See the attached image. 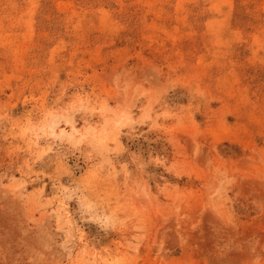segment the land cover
Instances as JSON below:
<instances>
[{
  "label": "rangeland",
  "instance_id": "obj_1",
  "mask_svg": "<svg viewBox=\"0 0 264 264\" xmlns=\"http://www.w3.org/2000/svg\"><path fill=\"white\" fill-rule=\"evenodd\" d=\"M0 264H264V0H0Z\"/></svg>",
  "mask_w": 264,
  "mask_h": 264
}]
</instances>
